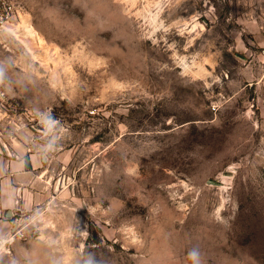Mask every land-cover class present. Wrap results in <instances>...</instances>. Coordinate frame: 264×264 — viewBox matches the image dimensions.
<instances>
[{
	"label": "rangeland",
	"instance_id": "obj_1",
	"mask_svg": "<svg viewBox=\"0 0 264 264\" xmlns=\"http://www.w3.org/2000/svg\"><path fill=\"white\" fill-rule=\"evenodd\" d=\"M2 1L0 264H264V0Z\"/></svg>",
	"mask_w": 264,
	"mask_h": 264
},
{
	"label": "crops",
	"instance_id": "obj_2",
	"mask_svg": "<svg viewBox=\"0 0 264 264\" xmlns=\"http://www.w3.org/2000/svg\"><path fill=\"white\" fill-rule=\"evenodd\" d=\"M39 168L35 157L12 159L0 142V238L12 232L16 209L29 210L38 201L44 173ZM8 211L12 212L10 216Z\"/></svg>",
	"mask_w": 264,
	"mask_h": 264
},
{
	"label": "built area",
	"instance_id": "obj_3",
	"mask_svg": "<svg viewBox=\"0 0 264 264\" xmlns=\"http://www.w3.org/2000/svg\"><path fill=\"white\" fill-rule=\"evenodd\" d=\"M1 3H2L3 8H4V10L2 11L1 14H3L5 12V16H0V19H7L9 14H10V12L8 10H11V7L8 3H4L3 1ZM257 54H258L257 56L264 59V47H260V49L257 51ZM17 226H19V223H15L14 228L11 232V233H13V235L15 234V232L16 233L18 232ZM4 242H5L4 239L0 238V244L4 243Z\"/></svg>",
	"mask_w": 264,
	"mask_h": 264
},
{
	"label": "clouds",
	"instance_id": "obj_4",
	"mask_svg": "<svg viewBox=\"0 0 264 264\" xmlns=\"http://www.w3.org/2000/svg\"><path fill=\"white\" fill-rule=\"evenodd\" d=\"M188 259L191 264H203V260L201 258V253L198 249H192L188 252Z\"/></svg>",
	"mask_w": 264,
	"mask_h": 264
},
{
	"label": "water",
	"instance_id": "obj_5",
	"mask_svg": "<svg viewBox=\"0 0 264 264\" xmlns=\"http://www.w3.org/2000/svg\"><path fill=\"white\" fill-rule=\"evenodd\" d=\"M207 182L210 183V184H213V185H218V183L213 181V180H208ZM11 214H12V212L8 211V216H10Z\"/></svg>",
	"mask_w": 264,
	"mask_h": 264
}]
</instances>
